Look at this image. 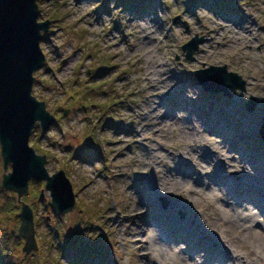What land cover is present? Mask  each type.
Here are the masks:
<instances>
[{"label":"rangeland","instance_id":"rangeland-1","mask_svg":"<svg viewBox=\"0 0 264 264\" xmlns=\"http://www.w3.org/2000/svg\"><path fill=\"white\" fill-rule=\"evenodd\" d=\"M37 2L38 20L50 25L33 94L57 120L45 132L36 125L29 144L46 155L50 174L64 170L75 205L53 214L43 206L50 200L43 182L32 181L22 199L34 207L38 249L23 256L16 195L0 191V264H175L155 247L141 251L148 237L171 241L184 264H194L186 242L176 244L165 228L152 233L157 223L174 229L175 219L194 225L187 237L203 239L201 256L234 250L239 264L254 256L222 209L249 206L255 188L264 189V0ZM195 35L204 42L187 60L181 47ZM209 65H226L246 91L231 90L230 98L204 91L193 71ZM251 96L253 111L245 108ZM2 172L0 157V182ZM206 176L238 199L215 201L223 183ZM249 223L257 229L264 220ZM211 243L221 249L210 251ZM256 264H264V254Z\"/></svg>","mask_w":264,"mask_h":264},{"label":"water","instance_id":"water-1","mask_svg":"<svg viewBox=\"0 0 264 264\" xmlns=\"http://www.w3.org/2000/svg\"><path fill=\"white\" fill-rule=\"evenodd\" d=\"M41 14L37 0H0V157L2 175L0 186L16 195L20 206L17 237L22 238L21 253L27 256L38 249L35 238L34 212L22 198L29 192V181H45L42 192L47 191L52 208L64 216L75 205L71 182L63 169L49 173L45 154H38L30 144V136L37 125L47 131L56 121L46 108L44 100L33 94L34 72L45 60L40 47L49 19L38 20ZM176 18H174L175 20ZM204 42L195 35L182 45L187 60ZM194 77L206 92H222L232 97L231 90L246 91V82L226 65H209L193 71ZM255 99L251 96L245 108L253 111ZM67 110L63 114H66ZM264 140V120L259 129ZM41 192V193H42ZM166 206L165 198L161 199Z\"/></svg>","mask_w":264,"mask_h":264},{"label":"bare ground","instance_id":"bare-ground-1","mask_svg":"<svg viewBox=\"0 0 264 264\" xmlns=\"http://www.w3.org/2000/svg\"><path fill=\"white\" fill-rule=\"evenodd\" d=\"M164 115L165 114H163L162 116H164ZM213 133L219 135V134H223V131L213 130ZM241 138H244V135ZM234 147H235V150L238 149V146H233V148ZM233 148L230 147V149H233ZM183 174L185 177H187V174H185V173H183ZM183 174H182V176H183ZM254 176L252 175V179L254 178ZM205 178H207L209 181L210 180L211 181L212 180H218V178H212L209 176H206ZM218 181L222 182L221 180H218ZM235 188H236V185H235ZM240 188H242V186H240ZM253 188H249L248 190L242 189L243 192H241V193L243 195L247 194L246 190L249 193H253V191H254ZM220 189L224 190V191H221ZM214 190L215 191H213V198L217 202L224 200L226 202L225 204H229L230 201H228V202L226 201L229 197L231 200H234V201L238 199L236 197V194L233 192V190H231V188H228L225 186V183H223V187L218 188V190L221 191L220 193L222 195L220 193L218 194V192H216V189H214ZM255 190L258 193V196H257V199H255L253 196H250V201H251L250 205L251 206L250 205L246 206L245 203H247L248 201H246L245 203L234 202V204H232V203L229 204L230 207L223 205L224 208L222 209V211L224 213H226V216L228 218V222H229V226H230L229 229L232 231H234V230L239 231L243 235V238L247 239L250 242V244L253 245V248L255 249V252H254L255 255L249 256L247 258V260L244 261V264H256V261H258L262 257V254H264V225H262L260 223V224H258V228L254 229V228H252V224L249 223V222H252V221L259 219L260 217L264 220V189L262 190V188L258 187V188H255ZM240 198L243 199V197H240ZM241 208H243L242 211H245V212L240 211L239 209H241ZM254 217H256V218H254ZM188 218L191 219L190 217H188ZM148 224L150 225V223H147L145 221L144 226L146 227ZM160 224L161 223H157L156 226L152 227L153 230L152 229L151 230H152L153 235H156V233H157V236H159L160 233L165 228V230H167V236L171 237L172 240L177 241L176 244H180V241L186 242V245L187 244L189 245L187 253L191 257H194V259L192 260L194 262V264H227V263L228 264H239V262L243 261V258L238 255L239 253H237L234 250L232 252H229V251L224 252V254L221 258L216 257V254H212V257H210V258H207L206 254L201 256L199 254V252H196V250H197V247L205 249L203 247L204 242H203V239L200 240L199 238L189 239V237H190L189 233L191 231L193 232V229H194V225L191 223L190 224L188 223L189 224V226H188L182 220L175 219L173 222V226H175L177 228H182V229H180V231H179V229H176L175 227H173L174 229H172V227H169L167 225V223H165L164 226H162ZM168 224L170 225V223H168ZM151 226H153V223H151ZM187 235L189 237H187ZM146 240H147L146 243L141 242V244L139 245L141 251L144 252L146 250L145 252H147L148 247L152 246V247H155V252L159 255L160 259H164L167 257L170 260H172L175 264H184V260H183L184 256H181L179 254V252L178 253L175 252L173 245L171 244L172 243L171 241H167L166 239L161 238L160 242H157L154 239L149 240V237H148V239L146 238ZM139 246H138V248H139ZM217 247L219 248V245H217ZM207 248H209V247H207ZM216 248H215V250H216ZM219 249H221V248H219ZM215 253H217V251ZM249 254L251 255L250 252H249ZM254 257H256V259H254ZM226 261H227V263H226ZM231 261H232V263H231Z\"/></svg>","mask_w":264,"mask_h":264},{"label":"flooded vegetation","instance_id":"flooded-vegetation-1","mask_svg":"<svg viewBox=\"0 0 264 264\" xmlns=\"http://www.w3.org/2000/svg\"><path fill=\"white\" fill-rule=\"evenodd\" d=\"M37 128L39 129L38 126H37ZM40 132H41V131H40ZM30 138H31V137H30ZM32 181H33V182H36V183H41V182H43V183H41L42 185L45 184V181H44V180H42V181H36V180L31 179V180L29 181V193H30V189H32L31 191H33V188L30 187V184L32 185ZM74 194H75V193H74ZM38 196H39V197H38L39 200L41 201L40 196H42V193H40V191H39ZM49 198H50V197H49ZM42 201H43V199H42ZM43 202H44V201H43ZM43 206H44V208H49L50 211H53V214H57L56 211L52 208L50 200H49V202L43 203ZM33 208H34V207L32 206V209H33ZM33 212H34V209H33ZM57 215H58V214H57ZM34 216H35V214H34Z\"/></svg>","mask_w":264,"mask_h":264},{"label":"trees","instance_id":"trees-1","mask_svg":"<svg viewBox=\"0 0 264 264\" xmlns=\"http://www.w3.org/2000/svg\"><path fill=\"white\" fill-rule=\"evenodd\" d=\"M128 3H129V2H128ZM80 157L84 158V156H80ZM0 191H3V188H1V186H0ZM9 192H10V191H9ZM37 193H38V192H37ZM15 207L18 208V207H20V206H19V204L17 203V204H15ZM17 218H18V217H17Z\"/></svg>","mask_w":264,"mask_h":264}]
</instances>
